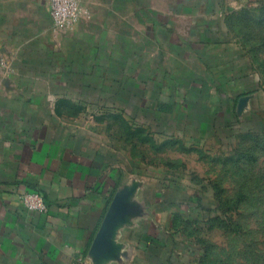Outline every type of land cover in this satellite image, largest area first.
<instances>
[{
	"label": "crops",
	"instance_id": "1",
	"mask_svg": "<svg viewBox=\"0 0 264 264\" xmlns=\"http://www.w3.org/2000/svg\"><path fill=\"white\" fill-rule=\"evenodd\" d=\"M256 1L82 0L81 20L58 30L48 0H0V264L127 259V197L141 191L127 133L148 114L171 131L189 100H252L232 21ZM29 190L46 213L18 203Z\"/></svg>",
	"mask_w": 264,
	"mask_h": 264
},
{
	"label": "rangeland",
	"instance_id": "2",
	"mask_svg": "<svg viewBox=\"0 0 264 264\" xmlns=\"http://www.w3.org/2000/svg\"><path fill=\"white\" fill-rule=\"evenodd\" d=\"M256 2L232 21L254 68L252 100L208 98L206 109L189 100L171 131L148 114L141 132L127 133L137 161L127 182L141 191L127 197L134 215L121 264H264V0Z\"/></svg>",
	"mask_w": 264,
	"mask_h": 264
},
{
	"label": "built area",
	"instance_id": "3",
	"mask_svg": "<svg viewBox=\"0 0 264 264\" xmlns=\"http://www.w3.org/2000/svg\"><path fill=\"white\" fill-rule=\"evenodd\" d=\"M52 28L63 30L77 24L82 17V0H48ZM0 66L10 70L5 56H0ZM16 200L28 211L46 213L48 206L43 196L33 190L17 194Z\"/></svg>",
	"mask_w": 264,
	"mask_h": 264
}]
</instances>
